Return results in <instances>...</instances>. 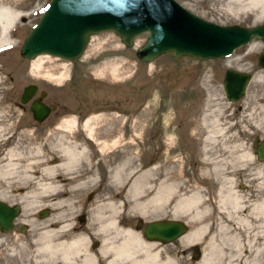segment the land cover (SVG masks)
I'll list each match as a JSON object with an SVG mask.
<instances>
[{"label":"rangeland","instance_id":"1","mask_svg":"<svg viewBox=\"0 0 264 264\" xmlns=\"http://www.w3.org/2000/svg\"><path fill=\"white\" fill-rule=\"evenodd\" d=\"M49 1L0 0V6L14 8L26 17L24 23L18 21L16 24L18 29L11 42L12 50L0 58V124L22 116V109L17 106V102L23 87L29 83L48 90L50 101L60 99L61 93H65V99L80 102L79 105H88L90 101L96 105L105 100L120 101L123 113H101L95 116H104L110 120L116 117L125 119L124 131L135 133L126 142L127 158L132 157V163L130 160L128 163L129 170H145L156 165L161 178L178 182L177 189L183 196L195 191L201 192L205 201H208L207 221L212 224L219 200L215 194L216 181L221 177L219 170L217 173L214 170L204 173L209 161L219 163V158H225L222 179L224 186L231 191L237 190L244 194L245 188L251 187L253 192L252 188L256 187L255 192L261 194V198L264 196V163L254 156L253 148L254 141L264 140V69L257 64L258 55L264 52V42L255 40L236 49L230 57L220 59L198 60L189 56L175 58L168 52L146 62L136 56L137 49L146 42V34L137 36L132 47H127L115 33L103 32L89 38L86 49L77 59L65 61L52 58V62H43L46 56L33 61L25 59L20 55L22 42ZM176 1L199 17L217 24L253 27L264 23V13L259 8L261 6L254 5L250 0ZM103 44L107 50L121 48L117 54H111L105 49L101 50ZM46 67H55L56 71L45 74ZM73 68L76 74L71 83H76V86H59L70 82ZM227 69L247 72L252 76L246 94L235 102L226 98L223 89ZM8 71H11L12 78L6 74ZM11 85L14 87L13 92L10 90ZM8 92L10 98L13 94L17 101L14 107L7 101L2 102ZM204 115L209 118L206 122L202 121ZM85 123V126L92 125L90 122L87 124V121ZM34 125L31 126L33 131ZM220 127L223 128L222 134L215 130ZM206 135H213L206 141L207 160L203 154ZM32 140L33 149L41 147L40 143L44 141L40 138L36 139L37 143L35 138ZM51 150L48 151V159L56 155L55 150ZM244 153H251L253 159L236 158ZM156 175L155 171L146 180L153 182L157 180ZM77 190L81 197L77 205L79 207L76 209L74 204L65 205V216L82 211L84 204L81 200L91 188L80 187ZM41 200L18 204L22 209L20 217L27 220L37 217L36 212L46 203L44 199ZM46 205L52 212L57 209L54 206V211L53 206L49 203ZM183 212L182 216L185 215ZM132 213L139 214L138 210ZM156 213L151 211L144 219ZM169 213L170 209L164 208L157 214L167 216ZM27 227L31 229L26 232L15 230L1 243L4 247L3 264H62L59 254L51 258L52 255L37 249L41 243L37 234L43 228L33 225ZM177 245L180 244L170 245L169 251L175 253ZM185 252L179 251L178 255H174L180 264L189 263V254L179 255Z\"/></svg>","mask_w":264,"mask_h":264},{"label":"bare ground","instance_id":"2","mask_svg":"<svg viewBox=\"0 0 264 264\" xmlns=\"http://www.w3.org/2000/svg\"><path fill=\"white\" fill-rule=\"evenodd\" d=\"M250 2L256 6H261L259 7L261 9L260 12L264 13V0H250ZM22 15V12L14 8L0 6V46L9 42L8 33L16 26L17 21ZM120 48L116 47L115 49L107 50L108 48H105L103 44L101 50L105 49L111 54H117L116 52ZM102 52L104 51H100V53ZM40 56H46L42 59L43 62H52V58L59 60L58 57L48 54H41L30 60L33 61ZM54 71H56L55 67H46L44 70L45 74H53ZM208 120L207 115L202 117V121L206 122ZM215 130L216 132H221V134L223 132L222 127ZM211 137L210 135H206L204 138L203 154L205 160L208 157L206 153L208 150L206 141L209 140L208 138L211 139ZM254 153V156L256 155L257 158L255 151ZM79 156V153L67 152L64 169L71 168V164L77 162V157ZM243 157H251L253 159L251 153L237 155L236 158ZM129 160L131 164L132 157L121 160L119 167H116L115 172H113L115 184L113 185L114 189L111 191V194L118 196V200L111 204V210L115 213L119 208V212L122 213L120 215L130 225L127 227L121 226L120 221L117 220V218H120V215L117 218L115 216L109 218L108 222L106 221L104 225L106 229L102 231L101 247L98 252H94L96 257L103 258L106 264H180L174 255H178L179 251H186L179 254L180 256H186V253L187 255L189 254L188 247L198 244L201 249V257L195 264H235V262H241V256L245 254H247V258L245 259L247 261L249 253L251 255L255 253L257 256L252 258L253 261H249L246 264H264V259L262 261H258L257 259L264 252V248L256 246V241L264 240V235L262 234L264 232V198H256L257 195H251V193L255 192L256 187L252 188L254 189L253 192L250 190L251 187L245 188V193L240 194L237 190L233 192L229 187L224 186L222 178L224 177L223 163L226 161L225 158H219V163L209 161L208 167L206 166L204 170L205 174L209 170H214L216 173L219 170L220 172L221 178L218 182L221 191L218 194L220 199L217 202V206L219 205V208L222 207L220 211L224 220L220 224V229L218 223H216L218 221L217 217L214 218L213 224L207 221L208 201H205L201 192L195 191L188 196H183L177 189L179 187L178 182L166 179L164 176V178H161L160 174H158V166L153 165L145 170H141L142 168L129 170ZM262 162L264 163V161ZM10 166L12 164H8V168L5 171H0V176L4 174L10 176V179H15L18 177V174L22 175V178L32 185L29 192L30 195H28L30 204L36 203V201L39 202V200L42 201L41 199L45 198L46 200L44 199V201L46 203L44 206L47 207L46 204L49 203L50 206H53V210L54 206L57 207L53 213L54 215L57 213V215L53 216V219L61 215V207L64 208L65 205L70 204L77 206L76 202H72L71 198L62 199L58 196L62 191L61 185H58L54 181V174L58 166L47 167L38 171L35 169V164L27 165L22 170ZM155 171L157 173V180L153 182L147 181V177H150ZM37 174L38 176H36ZM198 180L202 181V179ZM193 181L197 182V180ZM16 182L18 181L16 180ZM243 184L248 187L247 183L244 182ZM262 184L264 187V180ZM41 194H43V197H41ZM164 208L170 209L169 215L161 216V214H157L159 210H163ZM133 210H138L139 214L135 215L136 213H132ZM151 211L153 214L157 212L156 215L153 216L152 214L149 219H144ZM183 211H185L184 216L181 215ZM161 217L171 218L163 222H175L182 219L184 222H181L184 226L186 222L190 227L187 232L172 240L173 242L176 240L180 244L177 245L175 253L167 250L168 247L165 248L162 245L163 241L157 239L148 240L144 236L142 225L147 223V220L152 222L159 221L155 219H160ZM133 218L138 219L139 226L141 227L136 228V226L130 223ZM50 225L48 223L37 234V239L41 242L37 248L40 252L52 255L51 258L59 254L62 264H94L96 257L90 253L88 239L85 234L79 237L70 234L69 237L65 236L61 239L57 237L58 231L49 227ZM146 225L145 227H147ZM96 233L99 234L98 232ZM220 242H222L221 245L223 247L219 244ZM228 245L232 248H229ZM180 246L182 247L180 248ZM45 257L47 256L45 255Z\"/></svg>","mask_w":264,"mask_h":264},{"label":"flooded vegetation","instance_id":"3","mask_svg":"<svg viewBox=\"0 0 264 264\" xmlns=\"http://www.w3.org/2000/svg\"><path fill=\"white\" fill-rule=\"evenodd\" d=\"M18 21L24 23L26 17L22 15ZM17 29V26H14L8 33L10 38L9 42L0 46V58L8 55L12 50L11 42L16 37ZM72 72V75L69 77L70 82L66 84L62 83L59 86L69 88L76 84L71 83V81L75 79L74 75L76 73L74 68ZM10 73L11 71H8L6 74L11 76ZM27 86H31L35 89L31 93L30 99L23 103L21 97L24 88ZM10 90H12V92L14 91L13 85L10 86ZM23 90L19 95L18 102L14 100L13 94L10 98L9 92L2 100V102L7 101V103L13 105V107L16 106L15 104L17 102V106L22 109V116L17 119L14 117L11 122L7 121L0 124V171H5L8 168V164H12V166L18 170L25 169L27 165L35 164V169L37 171L47 167L58 166L54 174V181L62 187V191L58 196L62 199L71 198L72 202L75 201L77 205L81 198L79 197L77 189L80 187H89L91 190H89L86 193V197L81 200L84 204L82 211L65 216L64 208L61 207V215L53 219V216L57 215V213L54 215V212L50 211V208L44 206L36 212L37 217L27 220L20 217L22 209L21 205L18 204L30 199L28 195H30L29 192L32 185L30 182H26L22 178V175L19 174L15 179H10V176L4 174L0 176V202L9 207L15 205L19 207V213L14 217L9 231L4 232L0 227V264H3L2 250L4 249L1 243L4 242L6 236L13 234L15 230L20 232L28 231L31 229V227H27L28 225L44 228L48 223L51 224L49 227L58 231L57 237L61 239L65 236L69 237L70 234L77 237L85 234L88 239L90 253L95 255L102 244V231L106 229L104 226L106 221L108 222L109 218L113 216L117 218L118 215L122 214L119 212V208L115 213L111 210V204L118 200V196L111 194V187L115 184L113 172H115L116 167H119L120 161L127 158V139L135 135V133H127L124 131L126 129L124 127L125 119L116 117L114 120H110V118L95 116V114H110L112 112L123 113V105L120 101L116 100H105L102 103H98V105L91 101L88 105H79L80 102L78 101L71 98L65 99V93L59 95L60 99L50 101L49 99L51 96L48 90L43 88L39 89V86L35 83L27 84L23 87ZM87 97L88 96H85V98ZM34 101L42 103L49 109L47 116L42 121H37L34 118L31 109ZM9 119L10 118L7 120ZM85 121H87V124L90 122L92 125L85 126ZM33 123L35 124L34 131L31 130ZM112 124L116 125L112 126ZM33 138H35V141L37 138L44 140L40 143L41 147L37 149L32 148ZM259 143L260 141L253 142L254 151V146ZM51 148L55 150L56 155L48 159V151H52ZM69 151L79 153L80 156L77 157V162L71 164V168L64 169L67 152ZM36 176H38V174ZM16 180L18 182H16ZM203 183H205V181H203ZM216 183L217 189H215V194L218 195L221 190L219 182L216 181ZM251 195H257L256 198H258L261 194L253 192ZM41 196H43V194H41ZM217 199L220 198L218 197ZM78 207L79 206H77L76 209H78ZM221 208L222 207L219 208L218 205L216 212L218 220L216 223H218L219 229L221 222L224 221L220 211L222 210ZM206 214L209 213L206 212ZM210 214L213 215V213ZM169 219L171 218L161 217L155 220L163 222ZM48 220L50 221L46 222ZM117 220L120 221L123 227L130 225L121 215ZM181 221L184 222L182 219ZM130 223L136 226V228L141 227L139 226L137 218L131 219ZM149 223H152V221L147 220V223L142 225L143 230L145 225ZM253 224L255 225V223ZM189 228V225L185 222V232H187ZM262 234L264 235V232ZM177 242L176 240L175 242H163L162 245H164L165 248L168 247L167 250H170L169 246H175ZM221 243L222 242L219 244L221 245ZM229 243L231 242L229 241ZM256 243V246L264 248V240H258ZM228 246L232 248V244ZM221 247L223 246L221 245ZM188 252L191 257L188 264L197 263L201 257L200 246H198V244H193L188 247ZM248 255L249 258L247 261L245 260L247 254H245L241 256L242 261L235 262V264H246L249 261H253L252 258L257 256L255 253L253 255L249 253ZM257 259L258 261H262L264 259V252L261 253ZM94 264H106V262L103 258L97 256Z\"/></svg>","mask_w":264,"mask_h":264},{"label":"water","instance_id":"4","mask_svg":"<svg viewBox=\"0 0 264 264\" xmlns=\"http://www.w3.org/2000/svg\"><path fill=\"white\" fill-rule=\"evenodd\" d=\"M103 32L115 33L127 47H132L137 36L146 34V42L136 51L137 58L146 62L168 52L175 58L220 59L255 40L264 42V23L253 27L220 25L199 17L176 0H50L24 38L20 55L32 59L48 54L74 60L83 54L91 36ZM257 64L264 68V52L258 55ZM251 77L250 73L227 69L223 78L227 99L235 102L244 97ZM34 89L24 88L23 103ZM31 109L37 121L49 112L36 101ZM254 147L258 160L264 161V140ZM18 213L17 205L9 207L0 202V227L4 232L9 231ZM146 226L148 239L163 242L185 232L181 221H156Z\"/></svg>","mask_w":264,"mask_h":264}]
</instances>
